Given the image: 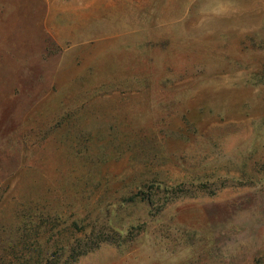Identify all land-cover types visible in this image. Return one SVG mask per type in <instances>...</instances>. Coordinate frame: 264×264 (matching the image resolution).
Instances as JSON below:
<instances>
[{"label": "rangeland", "instance_id": "obj_1", "mask_svg": "<svg viewBox=\"0 0 264 264\" xmlns=\"http://www.w3.org/2000/svg\"><path fill=\"white\" fill-rule=\"evenodd\" d=\"M40 239L264 264V0H0V264Z\"/></svg>", "mask_w": 264, "mask_h": 264}, {"label": "trees", "instance_id": "obj_2", "mask_svg": "<svg viewBox=\"0 0 264 264\" xmlns=\"http://www.w3.org/2000/svg\"><path fill=\"white\" fill-rule=\"evenodd\" d=\"M134 198L135 199L138 198V195L132 196V201L135 200ZM146 200H148L152 203L150 197H147ZM40 217L43 219V217H44L43 214H41ZM55 226H56L55 221L52 223L50 221V218H48L47 222H46V227L49 229L47 231H49V232L53 231L55 229ZM38 228L42 229L43 226L41 225V227H38ZM31 248H34V250L37 251L38 255H37V258H35V259L31 258V257L27 258V256H28L27 253L31 252V250H30ZM89 250H86L85 252H88ZM22 252L24 253L23 258L20 259L19 262L24 261V264H55L52 260L49 259V257H47L45 255V251H44V247H43V244L41 242V239L38 241L35 240L33 245H30L29 243L24 244V246L22 247ZM82 254H85V253H82ZM10 264H11V261H10ZM56 264H58V263H56Z\"/></svg>", "mask_w": 264, "mask_h": 264}, {"label": "crops", "instance_id": "obj_3", "mask_svg": "<svg viewBox=\"0 0 264 264\" xmlns=\"http://www.w3.org/2000/svg\"><path fill=\"white\" fill-rule=\"evenodd\" d=\"M95 47V46H94ZM94 52H96V54L94 55L95 59L93 60L92 63H104L106 60L108 61L107 56L105 57L106 51H104V49L102 48V50H99V48H95V50L92 51V53L94 54ZM76 53L77 52H69V49H66V51H64V60H70V62L72 61L73 63H75V59H76ZM66 61V63H67ZM68 62V63H70ZM109 62H111L109 60ZM124 63H126V60L124 61ZM128 63H130V56L128 57Z\"/></svg>", "mask_w": 264, "mask_h": 264}]
</instances>
